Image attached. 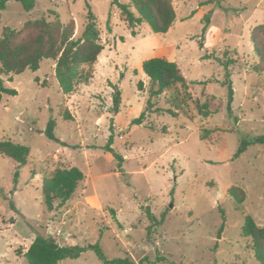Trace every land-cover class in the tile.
<instances>
[{
	"label": "rangeland",
	"instance_id": "1",
	"mask_svg": "<svg viewBox=\"0 0 264 264\" xmlns=\"http://www.w3.org/2000/svg\"><path fill=\"white\" fill-rule=\"evenodd\" d=\"M111 1L35 0L30 12L12 1L1 12L0 36L5 27L19 30L45 18L72 22L78 39L90 11L103 50L96 63L81 66V81L68 95L58 86L52 60H43L36 72L2 76L17 94L2 96L0 141L30 153L16 185L15 165L0 156V264H28L18 252L37 235L62 246L98 244L106 258L135 264L143 258L141 264H259L242 228L245 216L264 227V144L252 142L264 139V71L251 43L255 28L264 41V0H171L176 18L165 34L153 33L146 23L130 28ZM160 45H174L188 90L176 85L150 98L155 88L142 64L156 58ZM214 56L234 61L230 112L221 84L224 68ZM114 86L121 93L116 114ZM203 104L208 117L198 110ZM66 113L73 118L65 119ZM142 113V123L135 124ZM51 119L59 142L41 133ZM204 131L212 133L201 139ZM110 138L121 164L104 151ZM242 141L251 144L235 157ZM71 166L84 180L64 207L48 211L41 179ZM232 187L246 193L240 206L228 194ZM92 194L97 209L79 197ZM148 212L161 222L149 235ZM59 264L101 263L89 251Z\"/></svg>",
	"mask_w": 264,
	"mask_h": 264
},
{
	"label": "trees",
	"instance_id": "2",
	"mask_svg": "<svg viewBox=\"0 0 264 264\" xmlns=\"http://www.w3.org/2000/svg\"><path fill=\"white\" fill-rule=\"evenodd\" d=\"M18 2L23 10L30 12L35 7V0H0V19L1 12L5 10L8 2ZM123 4L120 0H112L111 6L119 9L124 17V21L130 28L146 23L150 30L155 34H165L172 27L176 15L171 0H127ZM217 2V1H216ZM213 1L205 4H212ZM217 6L220 4L217 2ZM211 13L202 18L203 34L210 23ZM88 22L85 26L83 35L74 39V25L72 22L63 25L59 19L47 21L40 18L28 21L19 29L5 27L0 36V103L2 96L16 95L17 92L7 89L4 85L2 76L10 77L19 75L25 70L36 72L43 60H52L55 62L54 76L58 86L64 95L71 94L75 90V85L81 81V66L92 65L96 63L99 55L103 50L100 43V31L96 25L94 15L89 11ZM258 28V27H257ZM256 29V28H255ZM255 29L251 33V43L253 51L258 58L260 72L264 71V41L260 40ZM134 35V33H132ZM203 39L200 38V46ZM212 54H206V59L211 58ZM214 59L224 68V80L221 84L227 90V109L231 111L233 101V89L231 82L230 67L234 61L223 60L214 56ZM142 70L149 79L151 85L155 88L150 92V98L158 97L173 86L180 85L185 90L188 87L186 79L181 75L180 70L175 62H169L163 58H152L142 64ZM87 81V76L84 77ZM210 82V81H209ZM142 83L139 84L141 89ZM112 93V112L116 114L121 105V93L118 87H113ZM188 90V89H187ZM150 107V101L147 102ZM206 105L198 106V110L204 117H208L210 112ZM168 114L177 117L176 112L168 110ZM181 115V114H180ZM184 115V114H182ZM144 113L133 122L140 125L143 121ZM65 119H72L66 113ZM56 122L51 119L43 133L49 140L59 142L55 135ZM112 130V127L110 128ZM212 131H204L201 139H206ZM254 143L264 144L263 138H256ZM112 138L108 140L104 151L112 153L114 158L121 164L123 158L111 149ZM251 142L242 141L235 157L240 156ZM30 150L28 147L21 146L10 140L0 141V156L9 159L15 165L14 183L17 184L20 169L25 166ZM84 180L83 173L75 167L56 169L49 177L41 179V190L43 204L48 211L64 207L73 197L80 182ZM238 206L245 201L246 193L237 187H232L228 192ZM222 218L224 215L222 212ZM150 226L156 228L161 222L148 212ZM225 221V220H224ZM224 229V224L218 231V238ZM242 235L251 240V250L259 264H264V227L256 224L250 216H245L242 228ZM94 252L101 264H135L128 258L108 259L103 254L98 244L81 246H62L54 239L37 235L29 248L19 255H23L28 264H59L64 260H75L86 252ZM143 258L139 264L146 261Z\"/></svg>",
	"mask_w": 264,
	"mask_h": 264
},
{
	"label": "crops",
	"instance_id": "3",
	"mask_svg": "<svg viewBox=\"0 0 264 264\" xmlns=\"http://www.w3.org/2000/svg\"><path fill=\"white\" fill-rule=\"evenodd\" d=\"M173 47H174V45H160V48H158L156 50L157 51L156 58H163L169 62L177 63V51ZM59 169H61V168H59ZM79 197L84 200V204L87 208H96L97 209L100 206L98 199L94 194H92V195H80Z\"/></svg>",
	"mask_w": 264,
	"mask_h": 264
}]
</instances>
